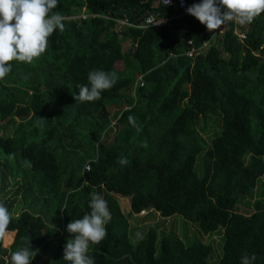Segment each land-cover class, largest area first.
Here are the masks:
<instances>
[{
	"label": "trees",
	"instance_id": "1",
	"mask_svg": "<svg viewBox=\"0 0 264 264\" xmlns=\"http://www.w3.org/2000/svg\"><path fill=\"white\" fill-rule=\"evenodd\" d=\"M179 10L158 0H59L53 11L65 30L32 65L11 62L0 80V200L19 219L6 231L10 243L0 239V264L25 236L39 249L30 264L41 256L69 264L66 225L91 212L93 192L112 217L106 239L90 246L95 264H241L245 253L264 264V199L249 200L264 176V13L211 33ZM124 38L131 45L122 51ZM186 40L195 55H185ZM94 69L115 72L117 82L96 102L75 101ZM113 99L120 106L110 112ZM213 116L218 130L205 127ZM17 193L22 208L13 212ZM118 196L128 198L126 214ZM148 210L218 232L220 256L212 260L210 243L154 226L131 238L128 218Z\"/></svg>",
	"mask_w": 264,
	"mask_h": 264
},
{
	"label": "clouds",
	"instance_id": "2",
	"mask_svg": "<svg viewBox=\"0 0 264 264\" xmlns=\"http://www.w3.org/2000/svg\"><path fill=\"white\" fill-rule=\"evenodd\" d=\"M59 0H0V80L10 74L12 61L32 65L49 47V37L56 29L65 30L63 16L53 10ZM171 0H164V5ZM183 3V0H181ZM186 12L206 26L208 31L219 30L231 22L240 25L252 23L264 13V0H201L186 8ZM85 14L80 13V18ZM78 18V17H77ZM153 21L151 23H156ZM236 32V31H235ZM240 35V33L237 32ZM241 38V37H240ZM207 42H205L206 44ZM88 84L80 85L78 94H73L75 101L96 102L102 92L110 90L118 80L115 72L90 70ZM121 165L130 161L120 158ZM91 212L81 219L71 220L66 225L70 234L63 248V259L69 264H95L88 253L91 245H100L107 237L106 225L111 221V212L107 201L99 193H90ZM13 217L6 204L0 200V239L6 235ZM24 246L11 252L10 264H30L39 249L30 246L31 237L21 238ZM255 253H245L241 264H254Z\"/></svg>",
	"mask_w": 264,
	"mask_h": 264
},
{
	"label": "rangeland",
	"instance_id": "3",
	"mask_svg": "<svg viewBox=\"0 0 264 264\" xmlns=\"http://www.w3.org/2000/svg\"><path fill=\"white\" fill-rule=\"evenodd\" d=\"M75 17H80V13H78ZM121 49L122 51L129 48L130 40L128 38L121 39ZM205 45V44H204ZM208 46V43L203 47L205 48ZM114 67L119 70L121 68V63L119 61L115 62ZM107 106L109 107V111L117 110L119 108L118 101L116 99L107 101ZM212 119L214 121L207 120V123L205 125L206 128H215L218 130L220 121L218 116H213ZM110 136V135H109ZM201 136L204 138V141L206 144L209 143L210 137L206 136V134H203L201 131ZM10 197H14V204L12 207L13 212H18L22 208V201H21V194L17 193L16 196L10 195ZM262 198L264 199V176L260 177L254 189L252 190V197L249 199L250 202L254 198ZM118 204L120 211L123 214H126L129 210V201L127 197H117ZM246 201L245 199H242L241 203L244 204ZM237 210L242 212L244 211V206L238 205ZM128 224H129V231L132 229L135 230L136 233L134 235H131V238H138L140 237L144 231L149 226L156 227L158 234L160 233H173L180 237L184 242H190L192 240H199L201 242L210 243L213 248L212 252V260L218 258L221 254V246H222V237L218 234V232H214L211 234L204 235L200 230L197 229L196 225L188 221H184L179 215H171L169 217H161L158 215V213L153 211H141L138 214H133L128 218ZM8 234H11L9 239L4 236L3 239H1L2 246H7L12 238L13 232H7ZM45 256H41L39 260H37L34 264H44L45 262Z\"/></svg>",
	"mask_w": 264,
	"mask_h": 264
},
{
	"label": "built area",
	"instance_id": "4",
	"mask_svg": "<svg viewBox=\"0 0 264 264\" xmlns=\"http://www.w3.org/2000/svg\"><path fill=\"white\" fill-rule=\"evenodd\" d=\"M161 4L164 5V0H158ZM166 7L168 6H172L173 8L175 9H180V14H184V13H187L186 12V8L188 7L185 0H183V3H181V0H171V3L167 4V5H164ZM153 21H157L156 23H151ZM166 19H155V20H151V19H147V22H150L151 24H160V23H163L165 22ZM209 32V31H208ZM212 33V31H211ZM239 35V34H238ZM239 37L243 38V34H240ZM186 43L189 45V48L187 49L185 55L187 57H190V56H193L196 54V50H198V48H195L192 46V42L190 40H186ZM203 45L205 44V42L202 43ZM85 169H88V166L87 164H85Z\"/></svg>",
	"mask_w": 264,
	"mask_h": 264
}]
</instances>
